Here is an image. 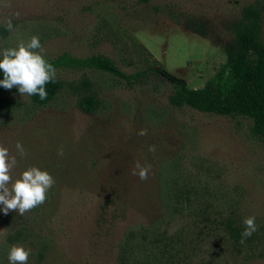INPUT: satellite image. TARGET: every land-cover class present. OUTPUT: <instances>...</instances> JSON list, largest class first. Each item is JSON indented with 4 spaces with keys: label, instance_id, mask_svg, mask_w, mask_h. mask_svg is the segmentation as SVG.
Masks as SVG:
<instances>
[{
    "label": "rangeland",
    "instance_id": "rangeland-1",
    "mask_svg": "<svg viewBox=\"0 0 264 264\" xmlns=\"http://www.w3.org/2000/svg\"><path fill=\"white\" fill-rule=\"evenodd\" d=\"M248 6L264 37V0H0V51L35 35L45 58L101 54L147 73L130 84L58 68L61 88L43 105L17 87L0 92L13 181L32 166L55 179L25 216L0 205V264L13 245L32 249L27 264H264V139L247 117L173 105L172 80L155 69L204 86ZM87 96L96 110L82 107ZM137 161L151 165L147 180L132 174ZM252 215L257 231L241 243Z\"/></svg>",
    "mask_w": 264,
    "mask_h": 264
},
{
    "label": "trees",
    "instance_id": "trees-1",
    "mask_svg": "<svg viewBox=\"0 0 264 264\" xmlns=\"http://www.w3.org/2000/svg\"><path fill=\"white\" fill-rule=\"evenodd\" d=\"M46 60L55 69H95L125 79L130 84L147 75L146 72L128 75L111 58L101 54L78 57L63 53ZM155 69L172 80L174 91L169 100L173 105H188L203 112L247 117L252 120V133L264 139V37L261 12L256 7L248 6L244 9L243 17L235 26V48L228 53L226 62L204 86L189 87L164 68ZM3 78V72L0 71V80ZM45 88L47 98L41 100L38 95H32L30 98L33 103L43 105L51 101L61 88L60 79L56 76L55 81L47 83ZM8 90L0 86V92ZM81 105L86 110L94 111L98 102L93 96H87ZM233 231L237 235L240 233L235 229Z\"/></svg>",
    "mask_w": 264,
    "mask_h": 264
},
{
    "label": "clouds",
    "instance_id": "clouds-1",
    "mask_svg": "<svg viewBox=\"0 0 264 264\" xmlns=\"http://www.w3.org/2000/svg\"><path fill=\"white\" fill-rule=\"evenodd\" d=\"M12 28L11 20L7 21L6 29L11 31ZM0 56V71L4 77L0 80V86L9 90L17 87L22 96L38 95L41 100L47 98L45 85L55 81L56 69L46 60L38 36H32L26 44L21 41L18 47L3 49ZM137 134L145 136L147 131L141 129ZM16 149L22 157L27 154L20 142H17ZM155 150L154 145L149 146V151ZM58 155H63L62 148ZM16 165V156L11 155L8 147L0 142V205L3 206L4 214L18 211L20 216H25L27 212L46 201L47 193L54 185L55 179L46 169L32 166L13 181L12 171ZM150 171L151 165L142 166L137 161L132 174L138 175L141 180H147ZM243 224L245 228L241 233V243L257 231L255 215L246 217ZM6 235V231L0 230V236ZM31 251V248H25L23 245L11 246L7 256L8 264H27Z\"/></svg>",
    "mask_w": 264,
    "mask_h": 264
}]
</instances>
